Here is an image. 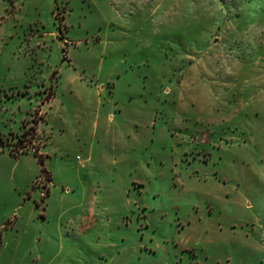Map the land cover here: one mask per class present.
<instances>
[{
    "label": "rangeland",
    "instance_id": "374dc122",
    "mask_svg": "<svg viewBox=\"0 0 264 264\" xmlns=\"http://www.w3.org/2000/svg\"><path fill=\"white\" fill-rule=\"evenodd\" d=\"M52 257L264 264V0H0V264Z\"/></svg>",
    "mask_w": 264,
    "mask_h": 264
},
{
    "label": "crops",
    "instance_id": "0c3cea01",
    "mask_svg": "<svg viewBox=\"0 0 264 264\" xmlns=\"http://www.w3.org/2000/svg\"><path fill=\"white\" fill-rule=\"evenodd\" d=\"M14 226V224L12 225V227ZM8 227V226H7ZM40 259V257L36 256L35 260L38 261ZM53 263V257L45 264H52Z\"/></svg>",
    "mask_w": 264,
    "mask_h": 264
},
{
    "label": "trees",
    "instance_id": "16d2710c",
    "mask_svg": "<svg viewBox=\"0 0 264 264\" xmlns=\"http://www.w3.org/2000/svg\"><path fill=\"white\" fill-rule=\"evenodd\" d=\"M21 138H22V137H20V140H21ZM35 154L37 155L39 161H40L41 163H43L42 156H41L39 153H35Z\"/></svg>",
    "mask_w": 264,
    "mask_h": 264
}]
</instances>
